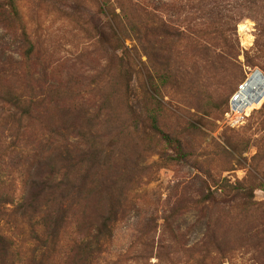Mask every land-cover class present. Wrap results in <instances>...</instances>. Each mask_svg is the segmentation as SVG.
<instances>
[{"label":"rangeland","instance_id":"374dc122","mask_svg":"<svg viewBox=\"0 0 264 264\" xmlns=\"http://www.w3.org/2000/svg\"><path fill=\"white\" fill-rule=\"evenodd\" d=\"M16 1L30 42L0 10V62L13 63L10 74L0 63V87L36 97L24 122L32 153L41 139L49 169L76 178L45 264H264V101L241 118L231 102L264 73L255 20L238 25L225 57L203 56L183 36L137 41L132 30L116 50L100 39L87 0ZM162 15L183 31L181 13ZM150 111L181 140L183 159L150 130ZM9 133L0 126V137ZM18 157L0 170L9 214L28 179L27 163L12 166ZM28 214L0 219L24 262L39 230V213Z\"/></svg>","mask_w":264,"mask_h":264},{"label":"trees","instance_id":"16d2710c","mask_svg":"<svg viewBox=\"0 0 264 264\" xmlns=\"http://www.w3.org/2000/svg\"><path fill=\"white\" fill-rule=\"evenodd\" d=\"M228 0H87V11L90 6L96 8L98 17L94 27L100 33L102 40L112 48H119L123 42L125 31L132 30L136 33L137 41H146L155 36L180 37L195 45L201 55L210 54L225 57L232 53L233 42L237 37L238 25L245 19L256 22L255 32L258 57L264 58V0H233L231 5ZM236 2V4H235ZM231 5V8L228 6ZM0 10L9 20L21 28V34L30 42L27 32L22 24L20 10L16 0H0ZM163 12L181 13L183 15V31H178L179 25L172 19L162 15ZM30 50L23 55L30 59ZM213 50V51H211ZM1 68L7 74L12 71L13 63L9 60L0 62ZM126 88L130 93L129 98L134 100L135 94L130 90L131 77H127ZM38 105L34 95L27 96L15 90L4 91L0 87V126L10 132L0 137V170H8L7 161L18 155L17 162L12 166L27 165L25 188L22 197L14 211L9 214L6 207L12 204L14 198L1 186L5 181L0 175V219H5V224L12 222L11 218L21 212L24 217L31 216L29 211L39 213V220L32 224L38 227L37 235L34 234L33 245H30V254L26 262L21 260V251L12 238L0 230V264H45L49 262L52 253L57 250L60 229L64 221V204L76 189V178L70 170L63 173L49 169L50 163L43 161L41 156V139L29 144V125L26 120L34 117L33 109ZM159 111H150V130L158 135L161 140L174 150L181 159L185 157L184 148L179 138L173 137L163 131L159 124ZM51 143V142H49ZM54 168V165L52 166ZM264 187V186H263ZM234 189L242 190L251 199V192L241 186L235 185ZM33 214V213H32ZM109 220V219H108ZM109 229L110 224L105 223ZM35 231V230H34ZM39 231V232H38ZM99 233L104 229L98 228ZM31 242H29L30 244ZM98 244V241H95ZM83 250H87V238L82 243ZM89 247H95L89 242ZM77 257H81V254Z\"/></svg>","mask_w":264,"mask_h":264},{"label":"bare ground","instance_id":"6f19581e","mask_svg":"<svg viewBox=\"0 0 264 264\" xmlns=\"http://www.w3.org/2000/svg\"><path fill=\"white\" fill-rule=\"evenodd\" d=\"M250 91L243 90L239 96V101L236 103V112L239 118L242 117V114H248L251 109H246L247 107L251 106L255 102L256 96L261 92L264 88V81L260 78H256L251 85ZM242 94L244 95L241 98ZM264 101V97L259 101V103ZM247 102V104H245Z\"/></svg>","mask_w":264,"mask_h":264},{"label":"water","instance_id":"95a60500","mask_svg":"<svg viewBox=\"0 0 264 264\" xmlns=\"http://www.w3.org/2000/svg\"><path fill=\"white\" fill-rule=\"evenodd\" d=\"M256 78H260L264 81V73L261 70H256L243 84L244 89L246 92L251 90V85L254 82ZM264 97V88L261 90V92L256 96L255 102H259ZM238 103V102H237ZM247 104V102L245 103ZM233 107L236 108V103L233 102Z\"/></svg>","mask_w":264,"mask_h":264},{"label":"built area","instance_id":"2783aa9c","mask_svg":"<svg viewBox=\"0 0 264 264\" xmlns=\"http://www.w3.org/2000/svg\"><path fill=\"white\" fill-rule=\"evenodd\" d=\"M244 89V85L242 84L239 88V92L237 94H235L232 99H231V102H232V106H233V102L237 103L239 101V96L241 94V92L243 91ZM235 110V108H234ZM236 111V110H235Z\"/></svg>","mask_w":264,"mask_h":264}]
</instances>
